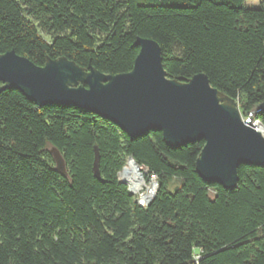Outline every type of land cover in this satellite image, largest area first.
I'll return each mask as SVG.
<instances>
[{
  "label": "trees",
  "instance_id": "trees-1",
  "mask_svg": "<svg viewBox=\"0 0 264 264\" xmlns=\"http://www.w3.org/2000/svg\"><path fill=\"white\" fill-rule=\"evenodd\" d=\"M246 1L0 0V55L119 76L136 41L152 40L170 79L205 75L264 126V0ZM203 147L131 140L81 109L0 93V264H264V168L240 167L233 190L208 185L196 173ZM129 158L158 185L145 208L119 181Z\"/></svg>",
  "mask_w": 264,
  "mask_h": 264
},
{
  "label": "water",
  "instance_id": "water-1",
  "mask_svg": "<svg viewBox=\"0 0 264 264\" xmlns=\"http://www.w3.org/2000/svg\"><path fill=\"white\" fill-rule=\"evenodd\" d=\"M135 47L139 53L132 71L119 76L92 67L86 71L66 58L38 67L14 51L0 55V93L18 91L39 108L81 109L113 123L131 140L154 132L171 149L204 142L196 173L225 190L238 185L240 167L264 168V135L255 127L260 123L243 121L238 103L213 88L205 75L185 84L170 79L156 42L138 39ZM257 112L264 113V104ZM52 155L57 171L66 176L62 156L56 149ZM154 185L146 206L156 196Z\"/></svg>",
  "mask_w": 264,
  "mask_h": 264
},
{
  "label": "bare ground",
  "instance_id": "bare-ground-1",
  "mask_svg": "<svg viewBox=\"0 0 264 264\" xmlns=\"http://www.w3.org/2000/svg\"><path fill=\"white\" fill-rule=\"evenodd\" d=\"M255 127L264 135V126L257 124ZM147 173L146 169L138 167L135 162L129 160L122 172L123 182L129 185L133 195H141V203L143 205H147L155 191L154 185H146L145 176Z\"/></svg>",
  "mask_w": 264,
  "mask_h": 264
},
{
  "label": "rangeland",
  "instance_id": "rangeland-1",
  "mask_svg": "<svg viewBox=\"0 0 264 264\" xmlns=\"http://www.w3.org/2000/svg\"><path fill=\"white\" fill-rule=\"evenodd\" d=\"M262 1H263V0H256V1L247 0L246 3H245V6H246L247 8H250V9H253V8H259V7H260V4H261ZM40 34H41V36L44 38V40H46V41H48V42L51 41L50 37L47 36L45 33H43V32L40 31ZM242 119H243V118H242ZM243 121H245V120L243 119ZM122 172H123V171H122ZM147 175H148V173H147ZM147 175L145 176V182H146V185H148V186H150V185H154V182H152V181L148 182V181H147V178H146ZM119 181H124V180H123L122 173L119 175ZM178 185H179V182H178V181L174 182V184H173V186H172V188H171V191H173ZM126 186H127L128 190H130L129 185L126 184ZM154 186H155V185H154ZM133 196H134L138 201H141V195H140V194H138V195L134 194Z\"/></svg>",
  "mask_w": 264,
  "mask_h": 264
},
{
  "label": "built area",
  "instance_id": "built-area-1",
  "mask_svg": "<svg viewBox=\"0 0 264 264\" xmlns=\"http://www.w3.org/2000/svg\"><path fill=\"white\" fill-rule=\"evenodd\" d=\"M151 179H152V180H151L152 182L156 183V182H155V178H154V176H152ZM140 204H142L141 201H140ZM142 205H143V204H142ZM143 207L145 208V207H147V206H146V205H143Z\"/></svg>",
  "mask_w": 264,
  "mask_h": 264
}]
</instances>
